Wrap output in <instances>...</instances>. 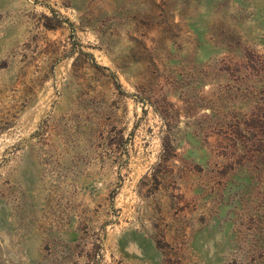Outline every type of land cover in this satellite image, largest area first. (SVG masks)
Masks as SVG:
<instances>
[{
	"label": "rangeland",
	"instance_id": "obj_1",
	"mask_svg": "<svg viewBox=\"0 0 264 264\" xmlns=\"http://www.w3.org/2000/svg\"><path fill=\"white\" fill-rule=\"evenodd\" d=\"M0 264H264V0H0Z\"/></svg>",
	"mask_w": 264,
	"mask_h": 264
}]
</instances>
